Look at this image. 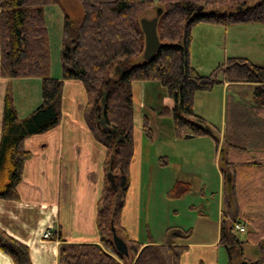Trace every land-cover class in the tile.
I'll return each mask as SVG.
<instances>
[{
	"label": "trees",
	"instance_id": "16d2710c",
	"mask_svg": "<svg viewBox=\"0 0 264 264\" xmlns=\"http://www.w3.org/2000/svg\"><path fill=\"white\" fill-rule=\"evenodd\" d=\"M157 1L161 13L156 34L161 45L150 59L143 60L139 18L150 9L153 0H77L81 8L79 21L62 17L60 78H55L49 75L43 9L57 0H0V76L40 80V102L22 118L17 117L10 94L3 97L0 199L17 198L15 188L23 162L29 157L22 140L57 125L62 82L79 81L85 95L83 118L92 138L104 148L103 170L111 173L114 188L105 179L97 200L98 243L61 244L57 264H180L187 245L175 239L179 233L187 238V231L177 229L178 235L170 234L172 240L142 245L129 239L119 223L133 151L131 84L156 82L164 88L171 104L163 105L157 115L170 117L175 135H207L215 142L219 136L217 128L193 111L195 93L210 91L223 82L250 85L248 100H231L228 105L230 137L222 142L220 154L219 169L225 182L217 243L227 252V264H262L264 239L259 236H264V66L228 56L210 73L201 75L189 64V42L190 28L196 23H263L264 0ZM199 6L200 13H196ZM234 106H238V112L231 110ZM101 118L113 133L99 125ZM232 123L245 127L246 134L232 130ZM254 123L259 124V131H255ZM141 130L146 138L151 137L143 115ZM178 184L174 183L171 192L175 193ZM236 224L250 227L242 239L236 234ZM110 227L126 243V256L115 251ZM56 238L60 239L59 233ZM245 242L254 243L259 251L251 261L242 258L241 245ZM232 248L233 256L229 253ZM0 250L13 264H31L27 247L1 229Z\"/></svg>",
	"mask_w": 264,
	"mask_h": 264
},
{
	"label": "crops",
	"instance_id": "0c3cea01",
	"mask_svg": "<svg viewBox=\"0 0 264 264\" xmlns=\"http://www.w3.org/2000/svg\"><path fill=\"white\" fill-rule=\"evenodd\" d=\"M230 56L243 57L236 54ZM9 79L11 78L0 76V122L3 97L5 93H9L8 83L11 81ZM14 79L26 80L25 78ZM216 86L221 87L222 90L220 98L221 113L223 110L225 113L229 109L226 110L224 98V93L227 90H231L236 95L235 97L230 96L232 102L248 100L250 97V85L229 86V84L223 82ZM161 88L156 82H135L131 84L133 151L128 166L129 184L125 193L119 223L129 239L138 240L142 245L153 242L150 241L153 240L150 235L144 237V233L140 230V187L142 180H144L145 185H150L153 172L162 170L165 174L169 172L164 179L166 181L164 188H169L170 195L180 196L190 190L188 181L184 179L188 175L185 173V176L180 165L183 162L184 154H182V149H178L180 144H176L182 139H194V141L198 139L207 150L206 155L212 152L213 160L217 158L221 185L219 219L223 209L222 191L225 176L220 171L219 164L222 142L227 140V134L225 130L213 125L209 117L205 115L207 111L204 110H211L215 102L210 97L207 100V93H210V91L195 93L193 111L217 128L218 141L215 142L207 135L197 136L187 132L175 135L173 127H171L169 132H172L173 137L165 143L169 150L161 151V149H157L150 152L147 150L146 145H151L157 140L154 137V134L158 133L155 130L157 127L154 126L157 125V118H161L157 115V112L163 105L170 106L171 104L165 96V91H162ZM241 88L247 89L246 94H243V98L238 94ZM200 93H204L206 96L198 99ZM11 100L13 103L12 96ZM201 101L204 102L202 105H200ZM28 103L26 102V104ZM84 105L85 95L81 83L76 80H64L62 82L57 125L46 132L27 136L22 140V147L29 152V157L23 162L20 179L15 188L17 198L14 200L0 199V229L27 247L28 259L31 264H57L59 246L63 243H98L95 210L100 191L105 182L103 170L105 152L104 148L89 133L83 118ZM157 107L158 110H156ZM232 109H234V112L239 111L238 106H234ZM135 112L136 124L134 123ZM16 114L20 118L17 111ZM142 115L147 119L151 131L150 138H146L141 130ZM164 117L170 118L169 116ZM152 119L154 126L151 123ZM231 125L232 130L238 128L236 123ZM245 130V127H242V131ZM259 130L260 128L257 127L255 131ZM164 132V134H169L167 131ZM171 148L175 150L173 151ZM197 164L198 161H196ZM166 169H172V172ZM175 182L179 184L174 193L171 192V188ZM175 230L166 231L163 242L172 240L171 233L178 235ZM44 232H49V236L44 238ZM58 233L60 239L56 238ZM186 239H183L182 234L179 233L175 241L180 240L183 242ZM215 239L216 242L213 248L219 245L217 243L218 229ZM242 248L243 245H241ZM0 264H13L11 258L1 250Z\"/></svg>",
	"mask_w": 264,
	"mask_h": 264
},
{
	"label": "rangeland",
	"instance_id": "374dc122",
	"mask_svg": "<svg viewBox=\"0 0 264 264\" xmlns=\"http://www.w3.org/2000/svg\"><path fill=\"white\" fill-rule=\"evenodd\" d=\"M157 2V0H153L152 6L143 12L142 17H152L155 8L159 7ZM63 15L69 16L73 21H79L81 8L77 0H57V3L49 4L43 9L48 37L49 75L55 78H60L58 54ZM232 54L242 55L252 63L264 66V22L228 23L225 25L200 22L190 28L189 64L197 73L201 75L210 73L217 63ZM9 80H11L8 83L9 94L12 96L18 116L22 118L40 102V80L37 77L26 78L24 81L14 78ZM161 89L164 90V88ZM246 90L241 88L238 91L241 98H243V94H246ZM224 94L227 110L231 103L230 96L235 97L236 95L231 90H227ZM221 95V87L213 86L210 93H207V100L210 97L215 102L211 110L204 111H207L205 115L209 117L213 125L225 130L228 139V110L225 113L223 110L221 113ZM203 96L206 95L200 93L197 98H203ZM32 100L33 102H31ZM26 102L29 103L26 104ZM203 103L201 101L200 105ZM158 109L157 107L156 110ZM135 120H137L136 112L134 113ZM134 123L136 124V121ZM151 123L154 126L153 119ZM258 126L259 124H256L254 128L257 129ZM154 127H157L154 128L158 132L154 134L157 140L151 145L147 144V150L150 152L157 149L168 151L169 147L165 143L173 137L172 132H169L172 127L170 118H157V125ZM235 130L245 133L240 126ZM164 131L169 134H164ZM176 144H180L178 149H182V154H184L183 162L180 165L183 173L188 175L185 174L186 178L184 179L188 181L190 190L180 196L170 195L169 188H164L166 184L164 179L169 172L165 174L162 170L153 172L150 185H145L144 180H142L140 187V230L144 233V237L150 235L153 239L150 241L157 243L164 241V233L168 228L187 231L189 235L183 243L187 245V250L180 257L181 264H227L225 249L219 245L213 248L216 242L221 197L217 158L213 160L212 152L206 155L207 150L198 139L195 141L194 139H182ZM171 149L175 150L174 148ZM196 161H198L197 165ZM166 170L172 172V169ZM239 226H242L243 230L235 229L236 234L239 238H243L244 232L250 227L242 224ZM259 238L260 240L264 239V236L260 235ZM176 242L182 241L176 240ZM242 245V258L244 260L251 261L259 255L254 243L245 242ZM234 250V248L229 250L231 256H233ZM262 264H264V253Z\"/></svg>",
	"mask_w": 264,
	"mask_h": 264
},
{
	"label": "water",
	"instance_id": "95a60500",
	"mask_svg": "<svg viewBox=\"0 0 264 264\" xmlns=\"http://www.w3.org/2000/svg\"><path fill=\"white\" fill-rule=\"evenodd\" d=\"M200 6L197 8L196 13H200ZM161 13V8L156 7L154 10V15L150 18L140 17L139 18V26L141 32L143 34V50H142V58L143 60L150 59L157 48L161 45L157 34H156V23L159 14ZM104 96V95H103ZM99 125L109 130L110 132H114L109 126H107L104 120L101 118L98 120ZM105 179L108 181L109 185L114 188L113 178L110 172L105 173ZM111 232V242L115 251L120 255H127V246L124 240L116 234L113 227H110Z\"/></svg>",
	"mask_w": 264,
	"mask_h": 264
},
{
	"label": "built area",
	"instance_id": "2783aa9c",
	"mask_svg": "<svg viewBox=\"0 0 264 264\" xmlns=\"http://www.w3.org/2000/svg\"><path fill=\"white\" fill-rule=\"evenodd\" d=\"M234 228H235L236 230H239V231H242V230H243V227H242V226H239V224H236V225L234 226ZM48 235H49L48 232H44V233H43V237H44V238L48 237Z\"/></svg>",
	"mask_w": 264,
	"mask_h": 264
}]
</instances>
